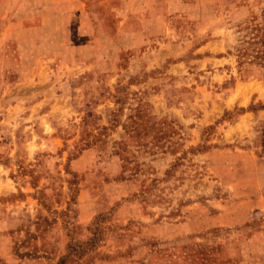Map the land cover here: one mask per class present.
Masks as SVG:
<instances>
[{"label":"rangeland","instance_id":"obj_1","mask_svg":"<svg viewBox=\"0 0 264 264\" xmlns=\"http://www.w3.org/2000/svg\"><path fill=\"white\" fill-rule=\"evenodd\" d=\"M100 1L0 0V264H264V0H182L153 68Z\"/></svg>","mask_w":264,"mask_h":264},{"label":"crops","instance_id":"obj_2","mask_svg":"<svg viewBox=\"0 0 264 264\" xmlns=\"http://www.w3.org/2000/svg\"><path fill=\"white\" fill-rule=\"evenodd\" d=\"M182 0H101L94 6H102L101 10H107L108 7H115L116 9L124 10V17L120 20V25H118V30L125 31L126 36L130 37V45H126V48H133L137 45L133 44V36L140 33L143 38H146L148 45L143 48L142 58L147 60V66L155 67V61L160 59V17L166 21V30L172 31L171 17L176 6H179ZM176 13L178 11H175ZM167 22L168 25H167ZM150 24V25H149ZM143 40V39H142ZM137 42V41H136ZM153 42L158 43L159 47L153 46ZM156 49L158 53L155 59H150V55L147 51L150 49ZM133 50V49H132ZM135 50V49H134ZM159 57V59H158ZM149 60V61H148ZM6 249L4 251L0 250V255L6 254Z\"/></svg>","mask_w":264,"mask_h":264},{"label":"trees","instance_id":"obj_3","mask_svg":"<svg viewBox=\"0 0 264 264\" xmlns=\"http://www.w3.org/2000/svg\"><path fill=\"white\" fill-rule=\"evenodd\" d=\"M69 257V255H65L61 258V264L65 261V259H67Z\"/></svg>","mask_w":264,"mask_h":264}]
</instances>
